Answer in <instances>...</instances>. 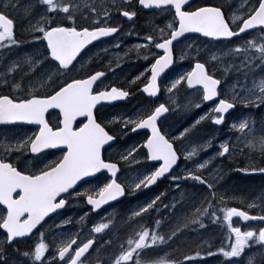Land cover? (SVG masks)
I'll return each instance as SVG.
<instances>
[{
    "label": "snow or ice",
    "instance_id": "snow-or-ice-1",
    "mask_svg": "<svg viewBox=\"0 0 264 264\" xmlns=\"http://www.w3.org/2000/svg\"><path fill=\"white\" fill-rule=\"evenodd\" d=\"M136 3L142 9L168 13L172 20L158 29V35L145 36L146 43L135 47L138 58L141 49L144 50L142 58L148 65L141 75L128 82L127 90L124 87L102 89L100 85L104 84L106 71L95 70L71 78L67 74L76 70L74 62L79 63L77 58L89 45L121 33L122 26L117 23L115 13L135 22L139 9L133 6L132 0H34L29 4L7 0L0 7V51L23 50L18 26L22 28L24 20L28 23L32 47L37 49L22 59L5 61L0 69V89L6 90V94H0V125L37 126L30 136H5L0 141V205L3 206L0 264H20V257L24 258L23 264H90L94 254L96 264H176L166 256L154 258L160 246L178 239L189 228L207 230L205 218L209 223H226V243H221L215 251L213 245H208L194 250L193 254L186 253L182 264H203L206 256L222 257V264H254V260L256 264H264V226H248L242 231L232 223L233 217H239L264 225V214L250 215L236 207H224V196L215 191L216 181L205 174L207 162H197L195 170L176 175L174 169L179 167L180 161L191 160L198 153L184 155L175 143L177 137L169 138L162 130L168 113L186 107L178 96L181 85L195 89L201 102H215L210 112L198 117L193 125L206 118H211L215 125L225 123V116L231 115L237 106L236 96L221 98L222 79L212 73L207 61L197 59L194 67L184 74L171 71L176 63L174 42H180L182 37L186 39L187 34H199L209 41L231 46L225 55L239 56L244 61L243 65L236 66L238 69L255 65L264 71V35H253L264 33V0H240L239 14L232 11L227 0L215 6H193L190 0H136ZM37 7L43 11L34 15ZM119 46L117 42L115 47ZM154 50L160 52L153 54ZM219 59L211 56L212 61ZM17 77L25 82L23 96L13 94L21 88ZM141 82L143 88H140ZM136 89L146 96L144 110L134 109L127 118L121 116L119 129L109 127L101 110L108 103L128 99ZM242 92L245 106H264V77L258 83L253 81L251 87L245 83ZM195 106L199 108L201 103ZM50 110H58L55 125L50 123ZM78 118L82 119L78 122ZM259 123L257 128L251 117L238 116L231 129L239 134L237 143L264 157V119ZM142 131L143 142L133 144L121 156L126 163H140V157L134 153L143 149L140 156L147 170L138 173L137 181L129 186L119 180L120 165L106 158L105 152L115 146L118 133L123 136ZM187 134L185 130L179 139L183 141ZM50 149L59 150L61 155L49 161V156L54 155L47 151ZM235 150L229 143H222L218 155L227 157ZM242 171L264 173V167L251 166ZM163 179L177 182V187L179 181H194L191 186H203L208 195L201 196L193 215L184 216L177 227L165 235L159 232L160 220L155 222L156 231L133 228L123 242L118 243L117 253L108 261L102 260L100 252L112 245L108 236L115 228L114 222L111 227L109 223L94 226V233L104 235L89 236L86 240H79V233L68 231L67 225L72 223L70 217L57 225L60 231L54 233L51 240L46 241L40 232L49 220L66 216L65 210L74 197H84L91 210L98 212L124 197L126 189L130 193L150 189ZM85 185L93 187L81 191ZM159 199L156 196L139 206L132 217H143L155 211ZM164 207L175 210L176 206ZM248 207H258L264 213V203L253 202ZM85 219L86 215L79 222ZM34 230L39 235L38 242H34L30 250L21 252L15 245L30 240ZM255 246H259L258 251L250 253Z\"/></svg>",
    "mask_w": 264,
    "mask_h": 264
},
{
    "label": "rangeland",
    "instance_id": "rangeland-1",
    "mask_svg": "<svg viewBox=\"0 0 264 264\" xmlns=\"http://www.w3.org/2000/svg\"><path fill=\"white\" fill-rule=\"evenodd\" d=\"M208 1H210V0H208ZM208 1H206V2H208ZM136 20H138V17L135 19V21ZM261 35H263V34H261ZM213 47H215V46L210 44L209 49H205V50L207 52L211 51V55H216L218 57H224L225 56V52H227V49H224V48L222 49V48L216 47V48H214V50H212ZM3 56L4 55H1V53H0V58ZM224 65L226 67H229V68L233 67V64L229 63V62L225 63ZM256 75H257V80H258L256 82L258 83L260 78L264 77V71H261V69H259V70H257ZM17 82H19L21 84V86H23V84H22L23 80H20L19 77H17ZM246 83H248V81ZM234 84L236 85L237 81H235ZM235 85H232L229 87H224L223 94L225 97H228V98H232L235 95L237 100H242V96H243L242 89L244 87H236ZM186 90H187V87H180V91L178 93V96L181 99V101L183 102V104H186V101L189 99L188 95L185 92ZM199 96H200V94L196 90L193 91L191 94V100L193 102L192 106L194 105L193 106V112L196 113L198 111V109L203 111V112H201L200 115L195 116L194 120H192V117L190 116V115H192V113H191L192 109L182 108L181 110L174 112L173 115L168 119V121L166 123L171 122L170 128H169L171 131L175 130V131L181 132L183 134L185 132V130H187L188 134L185 136V138L182 141L184 143V146L186 147L185 148L186 150H184V151L187 153L196 151L198 154L195 157L198 158V162L207 161V164H208L211 162V159H213V157L219 156L218 155L219 149L215 151L211 147V142L215 138L219 139V136L222 133V131L225 130L228 126L229 130H227L228 132H227L226 140L222 139L219 141L220 145L222 143H228L230 141L229 139L231 138V137H229V134L232 132L234 133L235 131L231 129V124L233 122L226 124V119H225V123L222 125L213 124L211 122V118H206L207 120L205 119L201 123L193 125V122L198 117H200L201 115H205L206 113H209L210 109L213 107V106L212 107L206 106L204 104V102L200 101ZM195 103H201V107L197 108L195 106ZM138 110L143 111L144 106H143V108H141V109L139 108ZM126 112L131 113L132 111L130 110V108H128V109L125 108V109H121V110L116 111V113H126ZM102 114L105 117V111H103ZM224 125H226V128H224ZM112 127H113V125H112ZM238 135L239 134H234L232 137V138H236L235 142H233V145H235V147L237 148L236 150H240L239 153H241L242 155L244 154V151L249 152L250 155L252 154V157H251V161L253 162L252 166H260L261 165V159H263L264 157H261L259 155V158H257L256 161H254L253 156H256V154L258 155V153L250 152L249 149L243 143H237ZM27 136H30V135H27ZM129 136H130V133L128 135H125V137H126L125 139L129 138ZM8 137H9V134H8ZM207 141L210 142V146L206 144ZM142 142H143V137L141 135H137L134 140L129 142L128 146L125 148V150H123L122 153L125 154L126 150L129 147H131L133 144H140ZM190 144H191V146H190ZM205 144L207 145V147L206 148H205V146L202 147ZM220 145H219V147H220ZM208 150H209V152L206 154L207 156H205L204 154L206 152L204 154H203V152L208 151ZM142 152H143L142 149H140L139 152L134 153L135 155L140 157L141 161H143V157L140 156V153H142ZM233 154H235V152H233L231 155H233ZM230 156H227V157H230ZM58 157H56L52 160H55ZM193 159H195V158H193ZM193 159H191V160H193ZM227 159H229V158H227ZM238 162H240V159L238 160ZM136 163L137 162H135V164ZM247 164L249 165L250 163H244V165H247ZM188 165H189V162H188ZM126 166H132V164L126 163ZM182 167H183V165H182ZM248 168H250V166L243 167V168L240 167L239 169L236 168L235 169L236 173L234 175H231L230 178L228 177V175L226 173H224V176H222V178H221V181H224V182L223 183L219 182V185H217L218 178H216V177L218 175H216L214 173H210L211 170H210V166H209V168H208L209 171H207V173L211 174V176L209 178L214 179L216 181L215 191L217 192L218 195L224 196V198L227 200V201H224V204H223L224 207H232L231 206L232 201L233 202L238 201V202L245 204V205L246 204L249 205L253 202H255L257 204L264 203V200H262V198H264V178H262V176H258L259 174H263V173L257 172V174H256V173L242 171L243 169H248ZM184 169H186V168H184ZM188 171H189L188 169L185 171L182 170L181 172L178 173V176L186 175ZM138 173H140V171H132L129 179H127V177L125 175L126 181L127 182L130 181V179L132 178L133 184H134L137 181V178H138L137 174ZM239 173H240V175H239ZM189 182H191V180L181 182V185H180L181 190H178V189L172 190V193L169 195V201L164 202L162 204L163 206L161 208L160 207H159V209L156 208L157 210H155L156 214H155L154 219H151L149 221V225L146 226L145 228H149V227L153 226L152 228H149V229L152 231H156L157 229H156L155 222L157 220H160L161 223H160V227H159V232L161 235H165L166 233L170 232L172 229L176 228L177 224L182 221V218L184 216H191L195 213V211H196L195 206H194V202L196 201L195 198L196 199L200 198V197H198L200 195V193H203L202 196H207L208 193L205 189L202 191L203 187L201 190L196 189L197 187H194L193 190H189V186L193 185V183L190 184ZM172 183H175V182L172 181ZM198 186H200V185H198ZM218 186H219V188H218ZM89 187H93V186L87 185V186H84V188H82L80 190L84 191L85 189H87ZM163 190L166 192L169 191V189H163ZM131 194H132L131 197H136L137 194H142V190L136 191L135 193H131ZM155 195L157 196L159 194L157 193ZM151 199L152 198H150L149 200H151ZM73 200H74V202L78 203V205L82 208L84 205H86V201H85L84 197L73 198ZM216 203L219 204L220 201L217 200ZM181 204L183 206H181ZM141 205H143V202L141 204L137 205L134 209L137 210L138 207ZM165 205H175L176 207H175V210H173V208H171V207H167V208L164 207ZM163 211H167L168 216L166 214H164ZM218 215H220V213H218ZM147 217L149 219V216H147ZM148 219L147 220L141 219L142 221L140 220L138 223L135 224V226L130 227L131 229L128 230L126 234L119 237L120 238L119 241L117 240V238H113L111 247L108 248L106 251L101 250L100 255L102 257V260L103 261L110 260V258L114 254H116L118 251V243L123 242V239L128 234H130V232L133 228L138 229L139 227H144L145 224L147 223ZM235 220L236 219L233 217L232 218L233 226L234 227H242L239 225L238 222H236V224H235V222H234ZM204 223L207 225V230L199 229L197 227V228H195V231H193L192 228H189V229L185 230L183 232V234H184V236H186V235L187 236H189V235L195 236L194 238L197 239L198 242L201 244H202V242L203 243H208V242L210 243L212 241V239L217 240L218 241L217 244H215L213 247V251H215L216 247H218L220 245L219 244L220 237H221L220 235L224 231L221 229V227H220V229H221L220 230L218 226L219 225L222 226L223 222L209 223V221H206V219H205ZM119 226H121V225H119ZM118 227L114 228V230L111 232L110 236H112V237L115 236V232L117 231ZM223 227L226 228V223L223 224ZM87 236H88V234L81 233L79 235V239H83ZM0 240H3V238L0 237ZM186 240L187 239H185L182 235H181L180 239L178 238V239L172 240L171 243L168 244L165 248L161 249L159 251V254L156 255L154 258H160L162 256L167 257V255H170V254L177 255L178 257L183 255L182 256V258H183L184 254H186V253L187 254H193L194 250H199V249H202V248H205L208 246V244L196 245L195 243L193 244V242H190V241L186 244L185 243ZM168 247H170L171 249H167ZM160 248H162V246H160ZM184 248H186V249H184ZM50 251H52V249ZM257 251H258V249H257ZM93 261H96L95 254L91 258L90 263H92ZM222 261H223L222 257L218 259L215 256H212V257L206 256L203 264H222ZM21 264H23V262Z\"/></svg>",
    "mask_w": 264,
    "mask_h": 264
},
{
    "label": "flooded vegetation",
    "instance_id": "flooded-vegetation-1",
    "mask_svg": "<svg viewBox=\"0 0 264 264\" xmlns=\"http://www.w3.org/2000/svg\"><path fill=\"white\" fill-rule=\"evenodd\" d=\"M23 4H29L30 2H34V0H21ZM7 3V0H0V7H3V5ZM136 9H138L135 5H133ZM233 8V7H232ZM140 10V9H139ZM234 10V9H233ZM43 11L42 8L37 7L35 9L34 15L41 13ZM141 12V11H140ZM144 14V12H141ZM151 13V12H150ZM148 15H142L138 17V21L132 23L130 21H127L123 19L122 17L119 16L118 13H115L117 17V23H119L122 26V31L121 33L117 34V36L114 38V40L107 42L106 44H103L100 48L97 49V52H94L93 54V60L91 62V66L93 69L89 70H79L77 72L72 73L73 77H79L82 76V73L85 72H90V71H95V70H103L105 68L107 71V76L104 78V84L100 85L102 89L104 88H110V87H124L126 90L128 88V82L132 79H134L136 76L141 75L145 71V67L147 65V62L142 58V55L144 54V50L141 49V56L138 58L136 51L134 50L137 44H131L132 39L135 38L137 35L138 37L144 38L145 36L149 34L153 35H158V29L162 28L167 24V22H170L172 19L170 17H167L165 14L161 12V14H155L151 13ZM87 15V13H85ZM63 19V17H61ZM83 21H78V23H82ZM70 23V22H68ZM24 26L21 28L18 26V35L20 38L23 40L22 44V49H13L10 51V53H5L3 57L0 58V66H4L5 61H14L15 59L19 58L22 59L25 57L26 54L28 53H34L37 51L36 48L32 47V38L29 36V31H28V23L26 20L23 21ZM130 33V34H128ZM109 39V38H108ZM186 39L182 40L179 42L176 46L182 44ZM105 40L99 42L104 43ZM119 43V47H115L116 43ZM97 43V44H99ZM96 44V45H97ZM28 45H31L30 48H25ZM95 46V45H94ZM175 46V47H176ZM181 47V46H180ZM175 49V48H174ZM43 49L41 48L40 51ZM157 52V51H156ZM155 52V53H156ZM177 54V51H174ZM175 54V56H176ZM179 54V53H178ZM12 55V56H11ZM178 62V58L176 59V63ZM175 63V64H176ZM185 62H181V66L184 65ZM174 64V65H175ZM25 68L27 67L26 65L24 66ZM78 67V64L76 65V68ZM180 68V67H179ZM178 68V70H179ZM109 69H113L109 70ZM84 75V74H83ZM143 79V78H142ZM22 84L25 86V82L23 81ZM144 83H140V88H143ZM181 87H187L186 85H181ZM25 87H21L18 91H14L13 94L17 96H23L25 95ZM186 94L188 95L189 99L186 101V104L188 107H191L193 102L191 100V94L193 92V89L187 88L185 91ZM0 94H6L5 89H0ZM165 99H167V95L165 96ZM146 102V96L141 93L139 89H136L134 94L131 95L126 101L119 102L115 105L111 106H106L110 108H115V107H123V109H128L130 108L131 111L134 109L138 110L139 108H143L144 104ZM105 111V117L103 115L104 121L108 123V126L113 128L115 126H121L119 124V121L112 123L113 120L112 116L109 115V113L106 111V108H103L101 112L103 113ZM171 113V112H170ZM174 113V112H173ZM130 114L129 112L126 113H120L118 115V118L120 119L121 116H124L127 118V115ZM172 115H168V119ZM57 115L50 117V122L52 125H55L57 122ZM167 120L164 121V126H163V131L169 136V138L172 137H177L175 140V143L179 146L181 153L184 154L185 146L184 143L179 139V133L176 131H171L170 124L171 122L166 123ZM79 122V120H78ZM113 125V127H112ZM7 127H12L11 134H14L16 136L18 135H32L33 132L36 131V128L28 125H24L21 127H16V126H7ZM32 129V130H31ZM33 131V132H32ZM137 135H141L143 137V132L140 134H135V133H130L129 138L135 139ZM118 137V143L112 148L114 153L121 157L123 155V150L125 148H122V141L125 139V135H120L119 133L117 134ZM129 138L125 139L128 140ZM128 146V145H127ZM126 146V147H127ZM143 151V149H142ZM60 152V151H59ZM61 153V152H60ZM141 161V159H140ZM184 161V159L181 160V163ZM144 165V171L147 170V164L146 162L143 163ZM183 171L186 169L182 168ZM142 171V172H144ZM170 183V179H165L155 186H153L150 189H144L146 191V194H152L155 191H159L160 189H165L164 187ZM145 195V196H147ZM3 207L0 206V213L3 212ZM53 220H49L42 228H40V232H43L45 240L49 241L52 238L48 236L46 233H44L43 228L47 225H49ZM60 231V229L55 228L53 230V234ZM53 237V236H52ZM39 240V235L35 233L32 238L25 243L17 244L15 245L16 248H19L21 252L23 251H28V249L31 248L34 242H38ZM259 246H255L254 249H258ZM23 257L19 258L20 264L23 262Z\"/></svg>",
    "mask_w": 264,
    "mask_h": 264
},
{
    "label": "bare ground",
    "instance_id": "bare-ground-1",
    "mask_svg": "<svg viewBox=\"0 0 264 264\" xmlns=\"http://www.w3.org/2000/svg\"><path fill=\"white\" fill-rule=\"evenodd\" d=\"M209 67L213 70H218V64L217 63H211L209 65ZM233 139V142H235L236 138H232ZM210 142L207 141L206 144H209ZM203 145L202 147L206 146ZM201 147V148H202ZM235 149H237L235 147ZM240 150H235V154L231 155L230 157H227L229 159H225L223 160L222 158H220L219 156H216V157H213V159H211V162L209 163V166H210V173H214L216 175H218L216 178H218V182H217V185H219V182L223 183L224 181H221V178L222 176H224V173H226L228 175V177L230 178L231 175H234L236 173V168L239 169L240 167L243 168V167H248V166H252V161H251V157H252V154L250 155V153H247L246 156L242 155L241 153H239ZM215 155V154H214ZM240 159V162H238V160ZM188 162H189V165H188ZM244 163H250L249 165H244ZM187 166V167H186ZM182 168H186V170L188 169L189 171L190 170H193L194 169V162L192 160H184L183 162V167ZM209 171V170H208ZM208 173L206 174L208 176V178L211 176V174ZM241 173V172H240ZM239 173V175H240ZM242 176V175H241ZM260 176V175H258ZM215 178V177H214ZM264 178V177H262ZM210 180H214V179H211L209 178ZM227 182V181H226ZM194 184V183H193ZM197 188L196 189H199L201 190L203 186H196ZM194 187H192L191 185L189 186V190H193ZM219 188V186H218ZM217 188V189H218ZM165 189H168V188H165ZM204 189H202L203 191ZM203 193H200V195L198 197L200 198H195V202H194V206H195V210L196 208L199 206V201L201 199V196H202ZM128 209V206H125L121 209V212L124 213L126 212ZM196 212V211H195ZM164 214H166L168 216V212L167 211H163ZM186 240V244L190 241V242H193V244L195 243L196 245H205V244H208V245H215L217 244V240L215 239H212V241L209 243H199L197 239H195L193 235H189V236H184V234L182 233L181 234ZM181 235L179 236V239L181 237ZM192 247V246H191Z\"/></svg>",
    "mask_w": 264,
    "mask_h": 264
}]
</instances>
